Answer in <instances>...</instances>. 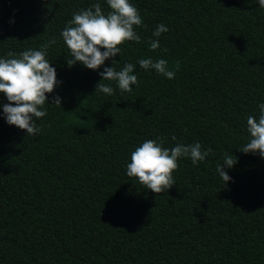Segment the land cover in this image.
<instances>
[{"label": "trees", "instance_id": "1", "mask_svg": "<svg viewBox=\"0 0 264 264\" xmlns=\"http://www.w3.org/2000/svg\"><path fill=\"white\" fill-rule=\"evenodd\" d=\"M97 0H0V58L39 50L61 83L36 136L6 123L0 93V264H264V159L239 151L247 117L264 103V8L258 0H129L143 25L114 59L120 70L165 59L174 79L137 65L139 86L95 93L99 72L66 64L60 32ZM105 13L106 0H99ZM160 48L149 41L158 24ZM166 50V51H165ZM103 51V49H101ZM61 97V108L50 105ZM172 136L176 140L171 139ZM199 142L212 154L180 158L176 184L154 194L126 175L145 140ZM238 157L224 187L216 171Z\"/></svg>", "mask_w": 264, "mask_h": 264}, {"label": "clouds", "instance_id": "2", "mask_svg": "<svg viewBox=\"0 0 264 264\" xmlns=\"http://www.w3.org/2000/svg\"><path fill=\"white\" fill-rule=\"evenodd\" d=\"M106 4L109 9L106 13L97 0L86 9L75 11L66 22L60 32L68 49L66 64L72 67L79 63L96 71L106 60H111L112 65L99 72L101 80L95 85L94 92L104 95H112L114 88L102 81L115 82L122 93L132 92L131 85L138 87L139 81L134 71L137 65L141 70H154L158 75L174 79L180 68L179 61L170 69L165 59L154 61L149 57L139 59L136 64L125 63L120 70H116L114 65L118 61L114 58L121 53L120 46L127 41L141 42L135 29L143 25V20L129 0H106ZM258 4L264 8V0H258ZM167 31L163 23L156 26L152 36L157 39L149 41L150 50L160 48L158 38ZM55 43L53 37L39 50L28 49L19 53L9 51L6 58H0V93L8 101L2 105L4 119L8 125L24 130L26 135L36 136L40 133L37 120L47 115L44 108L48 101L46 93H53L54 88L61 83L56 78V69L47 59L48 48ZM50 105L61 108V97L52 96ZM258 109V117H247L248 142L239 151L258 154L264 159V103L259 104ZM171 139L175 141L176 137L172 136ZM163 144V138L145 140L132 151L130 163L126 164V175L137 179L140 185L154 194L165 193L176 184L173 172L178 168L180 158L190 159L193 165H197L213 152L211 147L203 150L199 142L187 145L177 143L171 148ZM237 162L238 157L225 153L222 163L218 164L216 171L224 187L231 180L224 169H232Z\"/></svg>", "mask_w": 264, "mask_h": 264}]
</instances>
